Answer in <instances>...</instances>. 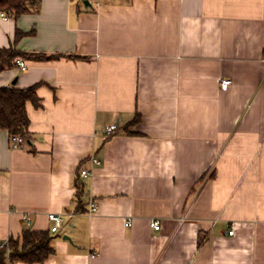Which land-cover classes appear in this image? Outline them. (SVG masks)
<instances>
[{
	"label": "crops",
	"instance_id": "1",
	"mask_svg": "<svg viewBox=\"0 0 264 264\" xmlns=\"http://www.w3.org/2000/svg\"><path fill=\"white\" fill-rule=\"evenodd\" d=\"M15 30L53 58L0 73L39 99L23 146L0 129V242L55 213L42 264H264V0H40Z\"/></svg>",
	"mask_w": 264,
	"mask_h": 264
},
{
	"label": "trees",
	"instance_id": "2",
	"mask_svg": "<svg viewBox=\"0 0 264 264\" xmlns=\"http://www.w3.org/2000/svg\"><path fill=\"white\" fill-rule=\"evenodd\" d=\"M39 6L40 0H0V13L6 18L17 19L24 14L37 13ZM23 35V32L15 30L13 43L8 48H0V73L13 67L14 60L17 58L35 61H46L53 58L17 50L16 43ZM37 87L38 84L24 89L0 87V129L6 130L10 137L18 135L25 140L28 139L29 119L26 106L31 104L35 108L39 107ZM137 121H139L138 114L133 123ZM75 187V211L81 212L83 211L82 184L76 182ZM51 241L49 231L24 230L19 240L9 238L5 247L0 248V264H12L13 262L42 264L54 253Z\"/></svg>",
	"mask_w": 264,
	"mask_h": 264
},
{
	"label": "built area",
	"instance_id": "3",
	"mask_svg": "<svg viewBox=\"0 0 264 264\" xmlns=\"http://www.w3.org/2000/svg\"><path fill=\"white\" fill-rule=\"evenodd\" d=\"M0 19H6V17L0 13ZM14 64L21 70V71H25L27 69L25 62L20 59L17 58L14 60ZM230 84V81L228 79H221L220 80V87L222 90H225L228 85ZM116 127L114 125H110L106 128L105 132L107 135L112 134L115 131ZM10 142H11V146L14 149L20 148L21 146H23L25 144V139L18 136V135H13L10 137ZM90 163L93 166L99 165L100 162L99 160L95 159V158H91L90 159ZM87 175H89V171L87 169H81L79 171V177H86ZM93 212H95V204L91 203L90 207H89V214H92ZM47 219L50 222V227L48 229L49 233H56L62 224V216L59 214H55V213H48L47 214ZM23 221L25 222H29L28 217L27 216H23ZM126 226H129L130 223L129 221L126 222L125 224ZM150 226L154 229V230H158L159 228V224L157 221H152L150 223ZM232 234V231L229 232V235ZM7 242H0V248H4Z\"/></svg>",
	"mask_w": 264,
	"mask_h": 264
},
{
	"label": "water",
	"instance_id": "4",
	"mask_svg": "<svg viewBox=\"0 0 264 264\" xmlns=\"http://www.w3.org/2000/svg\"><path fill=\"white\" fill-rule=\"evenodd\" d=\"M64 239H68V240H69V238H68V237H64Z\"/></svg>",
	"mask_w": 264,
	"mask_h": 264
}]
</instances>
